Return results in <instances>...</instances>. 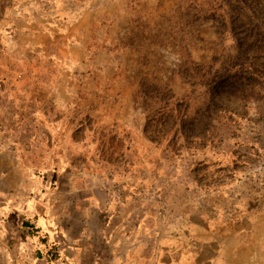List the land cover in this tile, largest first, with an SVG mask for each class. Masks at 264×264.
<instances>
[{"label": "rangeland", "instance_id": "1", "mask_svg": "<svg viewBox=\"0 0 264 264\" xmlns=\"http://www.w3.org/2000/svg\"><path fill=\"white\" fill-rule=\"evenodd\" d=\"M0 160V264H264V0H0Z\"/></svg>", "mask_w": 264, "mask_h": 264}, {"label": "crops", "instance_id": "2", "mask_svg": "<svg viewBox=\"0 0 264 264\" xmlns=\"http://www.w3.org/2000/svg\"><path fill=\"white\" fill-rule=\"evenodd\" d=\"M0 162H2L0 160ZM15 171V170H14ZM7 171L4 168H0V228L6 229L9 233H13L12 221L17 220V224L20 226V231L26 235L24 236L27 245L35 247L37 253L43 252L46 254L49 250L54 249V244H57V238H68L67 223L63 227L59 225L58 218L55 217V213L50 210L49 204L46 203V199L37 202L36 205H30L23 194H17L16 199L11 200L10 182H6ZM19 185V184H18ZM19 191V188H17ZM72 196V192H70ZM60 193H57V198ZM67 193L62 195L60 201V213L65 222L73 220V206L74 201L71 199V203L68 205ZM64 231V233H63ZM66 233V234H65ZM180 240V239H179ZM188 246L191 250H188L186 254L178 253L169 260L167 264H202L198 260L196 261V239L195 237L190 239ZM56 249V248H55ZM44 251L46 253H44ZM42 254V253H41ZM45 257V256H43ZM46 259V258H44Z\"/></svg>", "mask_w": 264, "mask_h": 264}, {"label": "trees", "instance_id": "3", "mask_svg": "<svg viewBox=\"0 0 264 264\" xmlns=\"http://www.w3.org/2000/svg\"><path fill=\"white\" fill-rule=\"evenodd\" d=\"M56 250L57 249H51V250H49L47 253H46V255H47V257L50 259V260H54V259H56V257H55V252H56ZM55 257V258H54Z\"/></svg>", "mask_w": 264, "mask_h": 264}]
</instances>
